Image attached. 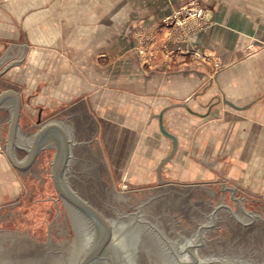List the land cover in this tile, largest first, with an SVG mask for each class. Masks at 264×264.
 <instances>
[{"label":"crops","instance_id":"obj_1","mask_svg":"<svg viewBox=\"0 0 264 264\" xmlns=\"http://www.w3.org/2000/svg\"><path fill=\"white\" fill-rule=\"evenodd\" d=\"M183 1L124 0L129 7L124 14L134 13L133 21L146 24ZM202 2L215 8L221 25L194 36L196 50L211 53L215 44L221 60L228 61L237 54L232 43L230 46L231 37L264 33L262 17L245 13L239 5H229L226 0ZM238 2L243 6V0ZM98 14L96 9L95 16ZM163 34L140 33L138 40L139 34L133 33H46L45 45L50 51L44 53V75L34 79L36 51L14 43L2 53L6 43H0V82L6 72L13 71V83L20 73L18 85L6 88L16 91L21 99L20 140L31 142L41 124L55 120L73 139V154L78 146L99 145L105 164L114 168L123 182L160 181L170 167L175 171L183 165L188 167L189 179L204 171L212 180L217 175L218 180L237 184L239 190L264 194V54L252 56L251 64L237 63L217 74L210 58L195 60L179 50L171 54L158 48L165 41ZM145 40V50L138 49L139 41L143 48ZM25 69L29 70V82L21 77ZM42 79L43 103L52 109L59 103L61 107L46 118L41 109L35 122L25 121L21 88ZM12 103L8 98L0 108L1 136L6 120L9 133ZM5 111L9 115L5 116ZM161 113L167 130L178 138V149L162 173L161 163L173 144L160 129ZM1 153L0 194H16L17 174Z\"/></svg>","mask_w":264,"mask_h":264},{"label":"water","instance_id":"obj_2","mask_svg":"<svg viewBox=\"0 0 264 264\" xmlns=\"http://www.w3.org/2000/svg\"><path fill=\"white\" fill-rule=\"evenodd\" d=\"M8 98L13 99L6 146L10 162L24 170L42 151L54 148L52 178L59 195L71 207L58 210L43 236L0 230V264H264L263 200L235 195L236 189L228 185L215 189V184L178 186V181L126 193L113 191L87 200L67 174L73 159V139L59 122L50 120L38 127L31 142H22L18 135L21 99L16 91L3 90L0 108ZM158 118L161 131L173 144L160 171L175 155L178 138L165 127L163 113ZM19 150L26 152L22 159ZM136 206L147 207L145 213L157 215L149 217V222L157 225L160 234L153 236L142 224L126 229L134 224L126 215L137 212L133 209ZM118 214L122 218H117ZM115 236L124 240L118 249L113 246ZM160 238L169 241L157 242ZM193 238H203L202 245L184 244Z\"/></svg>","mask_w":264,"mask_h":264},{"label":"rangeland","instance_id":"obj_3","mask_svg":"<svg viewBox=\"0 0 264 264\" xmlns=\"http://www.w3.org/2000/svg\"><path fill=\"white\" fill-rule=\"evenodd\" d=\"M226 1L229 5L236 6L237 4L240 8L243 7L245 13L262 17L260 24L262 23L264 27V0H243V6L238 0ZM110 2L114 3L111 7L109 0H0V43L3 41L6 43V48L2 53L14 43L30 46L31 50L36 51V62L31 64L34 66L33 79L35 76L44 75V53L47 50L50 51V46L46 47L45 45L46 33L54 35L55 33H133L134 35L139 34L138 40H140V33H164L165 41L163 44L160 43L158 48L168 49L171 54L172 50H179V53L195 57V60L210 58L213 61V71L217 74L222 68H233L237 63L251 64L252 56L259 53L264 54V33H245L239 39L229 36L230 46L233 45L236 48L237 54L234 53L235 55L231 56L232 58L228 61L221 60L220 48L215 44L211 53H209L210 51L196 50V45L192 41L194 36L196 37L218 24L221 25L216 19L215 8L206 5L202 0H186L178 3L172 6L169 13L158 17L155 22L146 24L136 22L138 19L133 21L134 13L133 15L124 14V10L129 8L124 4V0H110ZM96 9L99 10L97 16H95ZM195 12H202V14L198 16ZM98 17H100L99 20ZM110 17L115 20H109ZM2 35L4 39H2ZM147 45V40L142 41L143 48H141L139 41L138 49L144 51ZM150 55L149 53L147 57ZM8 63H6V67ZM28 71L25 69L21 72V77L25 78L26 82H29ZM11 72H6L3 75V81L1 79L0 82V93L6 88L14 87V83L18 85L19 82L16 80L19 79L20 73H16L13 83L14 76ZM21 89L24 105L22 114L25 121L35 122L41 109L44 110L43 118H46L61 107V103L57 104L54 109L43 103L45 98L43 79L39 84L30 87L24 86ZM2 113L3 109L0 110V114ZM7 115L9 112L5 111V116ZM4 123L6 130L2 136L0 135V151L6 163L11 164L8 166L17 174L19 185L16 194H0V230H21L34 236H43L49 232L48 223L55 220L58 210L71 207L59 195L52 178L51 163L55 149L48 148L42 151L30 167L19 172L12 166L6 154L9 122L6 120ZM99 148V145L94 148L86 145L76 147L72 167L67 173L70 183L87 200L113 191L126 193L166 186L178 181V186L215 184V189L221 185H228L236 189L235 195L264 201L263 193L239 190L237 184L218 180L217 175L212 180L206 177L204 171L201 176L189 179L188 167L183 165L175 171L173 167L165 171V175L162 177L166 180L165 182H160L157 179L148 183L123 182L116 176L114 168L105 164ZM172 148L173 145L166 150L165 158L169 156ZM17 153L21 159L26 156L25 151L19 150ZM185 153L187 154V152ZM172 158L164 163L161 173Z\"/></svg>","mask_w":264,"mask_h":264},{"label":"flooded vegetation","instance_id":"obj_4","mask_svg":"<svg viewBox=\"0 0 264 264\" xmlns=\"http://www.w3.org/2000/svg\"><path fill=\"white\" fill-rule=\"evenodd\" d=\"M71 163H72V161H71ZM144 205V204H143ZM74 209V208H73ZM99 209V208H98ZM133 209H136L137 210V212H130L129 214H125L126 215V218H128V220H130L131 218H132V220L133 221H131V223H134V224H130L129 225V227L128 228H126V229H134V227H136V225H143V226H145L146 225V229L148 228L149 229V232L153 235V236H155V235H158V234H160L159 233V231H158V228H157V225L156 224H153V223H150L149 222V220H150V218L149 217H157V215H155V216H153V215H150V214H148V213H145V211L147 210V207H140V208H138L137 206L136 207H133ZM157 210V209H156ZM102 211V210H101ZM103 212V211H102ZM76 213H80L79 211H77L76 210ZM104 213V212H103ZM122 216H123V214H122ZM117 218H122L121 217V215L119 216V214H118V217ZM115 222H116V220H114V223L113 222H111L112 223V225H113V227H114V225H115ZM243 223V222H242ZM136 224V225H135ZM243 224H246V223H243ZM91 225V224H90ZM91 227H92V225H91ZM93 229V228H92ZM142 240H145V239H142ZM180 240V238L179 239H177V240H173V243H175V241H179ZM200 241V242H198V243H196L197 241ZM196 239V238H193V239H191V241H186V243H184V244H186V245H188V247H192V246H194V245H202L201 243L203 242V238H199V239ZM157 242H159V241H169L168 239H166V238H163V239H157L156 240ZM122 242H124V240H123V238H121L120 236L118 237V236H115V239H114V241H113V246H115V248H120L121 247V243ZM195 247V246H194ZM112 254H114L113 253V248H112ZM114 257L116 256L115 254L113 255ZM120 263H122V262H120Z\"/></svg>","mask_w":264,"mask_h":264},{"label":"built area","instance_id":"obj_5","mask_svg":"<svg viewBox=\"0 0 264 264\" xmlns=\"http://www.w3.org/2000/svg\"><path fill=\"white\" fill-rule=\"evenodd\" d=\"M195 14H198V16H201L202 12H199V13L195 12Z\"/></svg>","mask_w":264,"mask_h":264}]
</instances>
